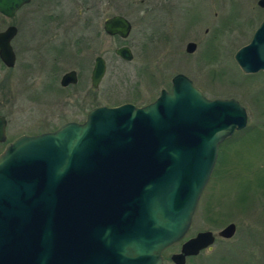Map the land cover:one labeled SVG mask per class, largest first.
I'll use <instances>...</instances> for the list:
<instances>
[{"label": "water", "instance_id": "95a60500", "mask_svg": "<svg viewBox=\"0 0 264 264\" xmlns=\"http://www.w3.org/2000/svg\"><path fill=\"white\" fill-rule=\"evenodd\" d=\"M30 1L0 0V13L14 17ZM105 29L127 38L132 23L115 15ZM17 32L15 25L0 31V57L8 66L16 62ZM196 46L189 42L188 52ZM116 53L133 59L127 45ZM235 60L244 73L264 71V19ZM105 72L99 56L94 87ZM76 81L75 71L67 72L62 85ZM247 123L238 99L209 98L180 73L171 90L144 106H99L84 122L20 136L0 154V264H163V250L192 225L221 143ZM5 125L0 116V140ZM236 231L230 223L219 234ZM213 235L199 232L174 261L184 264Z\"/></svg>", "mask_w": 264, "mask_h": 264}, {"label": "rangeland", "instance_id": "374dc122", "mask_svg": "<svg viewBox=\"0 0 264 264\" xmlns=\"http://www.w3.org/2000/svg\"><path fill=\"white\" fill-rule=\"evenodd\" d=\"M168 1L32 0L14 18L0 13V30L11 24L19 28L12 41L18 65L35 63L30 71L36 72L29 83L25 78L21 82V70L9 69L0 60V105L9 118L10 136L84 122L99 106H144L163 88L170 89L179 73L191 77L209 98L238 99L247 109L248 123L221 143L186 235H218L230 223L237 231L227 242L218 239L190 264H202L205 258L214 259L206 261L210 264H264V71L244 73L235 60L264 19V8L258 0H217L216 7L214 0H204V11L188 15L186 4L178 8L176 0L172 5ZM93 5L94 15L87 9ZM115 15L131 21L127 38L105 34V19ZM87 17H94L93 22L84 23ZM194 22L199 23L195 28ZM191 40L199 47L186 57L182 52ZM125 45L133 53L130 61L116 53ZM97 55L105 57L108 67L94 88L91 74ZM39 64L41 69L34 70ZM72 69L78 82L61 86L62 76Z\"/></svg>", "mask_w": 264, "mask_h": 264}, {"label": "flooded vegetation", "instance_id": "af4514ba", "mask_svg": "<svg viewBox=\"0 0 264 264\" xmlns=\"http://www.w3.org/2000/svg\"><path fill=\"white\" fill-rule=\"evenodd\" d=\"M32 1V0H31ZM30 1V2H31ZM60 1H62V3H63V1H66V0H60ZM69 1H72V0H69ZM107 1H109V0H107ZM171 1V0H170ZM170 1H168L171 5H172V3L170 2ZM216 1L217 0H214V6L216 7ZM30 2H28L27 4H29ZM186 2V3H185ZM205 1L204 0H176V5L175 6H177L178 8H179V6H182V4H186V7H187V11L186 12H184V13H188V15H190L191 13H193V12H198V13H200L199 12V10H201V12L202 11H204L205 10V8H206V5H205V3H204ZM27 4H25V5H27ZM24 5V6H25ZM23 6V7H24ZM94 6V5H93ZM213 7V6H212ZM211 7V8H212ZM22 8V7H21ZM20 8V9H21ZM20 9H18L17 10V12H16V14L18 13V11L20 10ZM87 9L90 11V13L89 14H92V15H94V13H95V9H96V7L94 6L93 7V9H90V7H87ZM16 14H15V16H16ZM3 15V14H2ZM215 15H218V12L217 11H215ZM3 16H5V15H3ZM14 16V17H15ZM5 17H7V16H5ZM14 17H11V18H14ZM110 17H112V16H110ZM110 17H107L106 19H105V21H104V24H103V30H104V32H105V34L107 35V36H119V37H121L119 34H115V35H112V34H110V33H108L107 31H106V29H105V22L110 18ZM7 18H10V17H7ZM93 18L94 17H91L90 19L87 17L85 20L83 19L82 21H84V23H86V24H90V23H92L93 22ZM199 24V23H198ZM198 24H196L195 22L193 23V25H194V28L198 25ZM11 25H14V24H11ZM11 25H9V26H11ZM9 26H7L5 29H7ZM16 26V25H15ZM17 27V26H16ZM90 27V26H89ZM18 28V27H17ZM5 29H3V30H0V31H4ZM209 31V29H206V32H208ZM18 32H19V28H18ZM18 32H17V34H18ZM173 32H170V34H172ZM17 34H16V36H17ZM15 36V37H16ZM14 37V38H15ZM14 38H13V40H14ZM12 40V41H13ZM77 42V41H76ZM189 42H195L196 43V49H195V51L194 52H188V49H187V45H188V43ZM198 47H199V44H198V42L197 41H194V40H191V41H188L187 42V44H186V47H185V54H184V52H182V50H181V52H182V54L183 55H185L186 57H189L191 54H194L197 50H198ZM99 56H101L104 60H105V62H106V72H107V67H108V65H107V60L105 59V57L103 56V55H97L96 57H95V63H96V58L97 57H99ZM0 60H1V62L7 67V68H9V69H12V70H14V69H16V68H19L20 70H21V79H23V78H25V79H27L28 80V83H29V80H31V77H32V75H30L31 73H36V72H32V71H30L31 70V68H32V65L33 64H35V63H32V62H29L28 61V63L26 64V65H24V63L23 64H19L18 65V63H17V56H16V62H15V64L13 65V66H8V65H6L5 64V62L1 59V57H0ZM130 61V60H129ZM40 63V62H39ZM95 63H94V67H95ZM42 65H43V63H42ZM94 67H93V69H94ZM34 70H36V69H41V64H39V66H34V68H33ZM93 69H92V74H91V83H92V86L94 87V85H93V81H92V75H93ZM71 71H75V73H76V76H77V81H76V83L78 82V78H79V76H78V72L76 71V70H74V69H72V70H70V71H68V72H71ZM106 72H105V74H104V76L106 75ZM66 74V73H65ZM180 74V73H179ZM183 74V73H182ZM64 76V75H63ZM63 76H62V78H63ZM104 76H103V78H104ZM188 76V75H187ZM189 77V76H188ZM62 78H61V80H60V84H61V86H63L62 85ZM103 78H102V80H103ZM174 78V77H173ZM173 78H172V85H173ZM191 78V77H190ZM16 79H19V78H16ZM192 79V78H191ZM102 80H101V82H102ZM193 80V79H192ZM21 82H24V79L23 80H21ZM101 82H100V84H101ZM194 82V81H193ZM76 83H72V84H76ZM99 84V85H100ZM69 85H71V84H69ZM69 85H67V86H69ZM172 85H171V88H172ZM67 86H63V87H67ZM94 88H98V87H94ZM170 88V89H171ZM163 89H165V88H163ZM162 89V90H163ZM170 89H166V90H170ZM161 90V91H162ZM148 104V103H147ZM0 116H2V117H4L5 118V120H6V125H5V139L4 140H0V154L7 148V146L9 145V144H11L12 142H14L17 138H19L20 136H23V135H31V134H28V133H26V132H22V133H19V134H17L15 137H11L10 136V124H9V118H8V116L3 112V109H2V105H0ZM197 234V233H196ZM195 236H197V235H185L184 236V238H182L181 240H179V241H177V242H175V243H173L171 246H169L168 248H166V249H164V251H163V257H164V262H163V264H167L168 262L170 263V264H178V263H176L175 261H174V259H173V256L175 255V254H179V253H181V251H182V248H183V246H184V244L186 243V242H188L190 239H192V238H194ZM214 236V242L212 243V244H210V245H208V246H206V247H204V248H202V249H200V251L198 252V253H196V254H186L185 255V257H184V264H190L193 260H195L196 258H198V257H200L202 254H204V252H206L207 250H211L212 249V247H213V245L214 244H216V241L218 240V239H220V240H222V241H224V242H227V241H229V240H231L235 235H233V236H231V237H226V236H223V235H213ZM178 246V249L177 250H175V251H171L170 252V254L169 253H167L168 252V250L169 249H171L172 247H174V246ZM207 260H210V262L212 261V260H214V259H212V258H210V259H208V258H205L203 261H202V264H210V262H206Z\"/></svg>", "mask_w": 264, "mask_h": 264}]
</instances>
